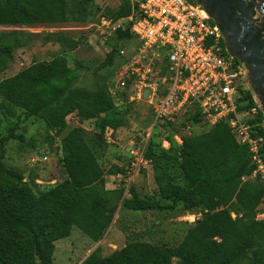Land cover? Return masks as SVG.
Masks as SVG:
<instances>
[{
    "label": "trees",
    "instance_id": "obj_1",
    "mask_svg": "<svg viewBox=\"0 0 264 264\" xmlns=\"http://www.w3.org/2000/svg\"><path fill=\"white\" fill-rule=\"evenodd\" d=\"M35 1L0 0V25L83 23L92 2L73 0L67 5L65 0ZM136 11L130 0H123L110 14L118 20ZM130 25L126 21L124 30L119 27L106 38L110 50L97 67V71H106L90 88L78 84L84 63L74 60L73 66L69 65L66 52L0 78V264H52L54 242L68 237L73 227L91 241H99L119 204L127 210L167 214L197 210L199 216L176 247L129 241L107 256L97 247L81 264H172L173 258L178 264H264V220L255 218L257 211L264 209L259 207L264 182L258 178L242 181L254 169L248 161L251 152L247 144L235 140L225 120L205 132L181 137L180 145L169 138L167 149L152 141L153 130L144 156L153 167L155 194L140 196L132 183L130 197L125 198L122 190L104 187L94 149L105 145V129L113 131L126 125L113 111L119 106L126 110L136 102L116 105L109 92V81L123 61L119 50L125 46L121 43L130 39L136 44ZM16 33L1 37L8 41L0 42V74L14 49L22 44L20 39L11 42ZM41 37L42 44L61 43L64 33L46 32ZM68 43L71 48L78 45L73 39ZM219 44L225 48L222 38ZM116 57H120L118 64H114ZM242 91L243 104L238 109L249 110L256 103L248 88ZM123 99L126 101V96ZM72 113L80 121L92 119L96 133L88 141L81 127H72L63 136L65 177L61 181L40 190L34 178L27 180L22 172L3 164L4 144L11 139L23 141V134L17 131L19 118L42 121L53 131L52 136H59ZM256 119L263 121L260 109ZM200 121L195 112L182 122L197 125ZM256 128L264 134L262 126ZM110 170L117 173L123 168Z\"/></svg>",
    "mask_w": 264,
    "mask_h": 264
},
{
    "label": "rangeland",
    "instance_id": "obj_2",
    "mask_svg": "<svg viewBox=\"0 0 264 264\" xmlns=\"http://www.w3.org/2000/svg\"><path fill=\"white\" fill-rule=\"evenodd\" d=\"M70 1L73 2V0H65L67 5ZM35 2L39 3L38 0ZM122 2L123 0H92L84 14L86 20L83 23L64 21L55 24H37L34 27L0 25V42L8 41L1 38L4 34L15 31L17 38L11 39V42L20 39L22 43L14 49L12 57L6 63V70L0 74V78L9 77L33 62L49 60L66 52L69 65L73 66L74 60L82 61L85 65L78 78V84L92 87L91 83L99 79V76L104 75L106 71V68L97 71V67L104 60L106 52L110 50L105 44L106 38L116 31L106 27L102 20L110 23L116 22L117 20L112 19L110 13ZM120 27L124 30L125 23L120 24ZM46 32L64 33L61 39L63 41L42 44L41 35ZM104 33L109 35L106 36ZM70 39L78 42L77 47L69 46ZM121 44L125 46V49L134 45L130 39ZM114 61V64L120 63V57H116ZM147 97V92L143 91L141 100L136 101L128 109L125 110L124 107L119 106L113 111L116 117L125 120L126 125L113 131L109 128L105 129L103 132L105 145L101 149H94L97 162L104 174V187L116 191L122 190V196L125 198L130 196L122 189L118 178H111V175L116 173L115 171L110 172V169L120 167L123 168L121 172H124L127 165L126 149L129 147L130 140L136 138L138 133L149 125V118L152 114L149 106L144 102ZM186 116L170 122L158 121L153 129L152 141L159 143L161 148L167 149L169 138L176 145H180L181 137L196 135L211 128L202 121L197 125L183 123ZM18 122L17 131L23 134V141L8 140L4 144L5 155L2 161L6 167L22 172L25 179L34 178L40 190L47 189L65 177L61 159L63 155L62 138L66 132L72 127H81L88 141L96 133L92 119L80 121L75 113L67 116V127L59 136H52L53 131L48 130L42 121L21 117ZM50 136L52 139H49ZM241 179L242 181L257 180L255 177L248 179L242 177ZM132 181L140 196L157 192L154 171L149 160L139 173L133 175ZM259 207H264V199ZM198 216L197 210L167 214L157 211L127 210L119 204L108 229L99 241H91L75 227L72 228L68 237L55 241L52 264H81L97 247L103 256H107L129 241H147L176 247L186 229L195 222ZM234 216L232 213V217ZM172 264H178V259L173 258Z\"/></svg>",
    "mask_w": 264,
    "mask_h": 264
},
{
    "label": "built area",
    "instance_id": "obj_3",
    "mask_svg": "<svg viewBox=\"0 0 264 264\" xmlns=\"http://www.w3.org/2000/svg\"><path fill=\"white\" fill-rule=\"evenodd\" d=\"M130 3L136 7V15L133 12L114 23L102 20L112 31L131 22L130 33L136 40L131 48L119 50L123 61L109 81V92L120 105L141 100L146 91L144 102L150 106L152 120L130 140L124 172L111 178H118L129 194L133 175L147 164L144 155L155 124L184 115L187 122L198 112L206 125L222 120L228 123L235 140L247 144L251 152L254 169L243 177L264 182V134L256 128L262 126L264 131V121L256 119V102L249 110L238 109L243 104L242 90L248 85L240 63L219 44L222 37L215 24L193 0ZM255 218L264 220V209L257 211Z\"/></svg>",
    "mask_w": 264,
    "mask_h": 264
},
{
    "label": "water",
    "instance_id": "obj_4",
    "mask_svg": "<svg viewBox=\"0 0 264 264\" xmlns=\"http://www.w3.org/2000/svg\"><path fill=\"white\" fill-rule=\"evenodd\" d=\"M193 1L217 27L228 54L240 63L264 121V0Z\"/></svg>",
    "mask_w": 264,
    "mask_h": 264
},
{
    "label": "crops",
    "instance_id": "obj_5",
    "mask_svg": "<svg viewBox=\"0 0 264 264\" xmlns=\"http://www.w3.org/2000/svg\"><path fill=\"white\" fill-rule=\"evenodd\" d=\"M109 190H113V189H109ZM128 196H130V193L128 194Z\"/></svg>",
    "mask_w": 264,
    "mask_h": 264
}]
</instances>
